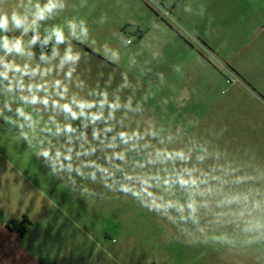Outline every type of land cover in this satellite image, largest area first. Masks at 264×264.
<instances>
[{
    "label": "rangeland",
    "instance_id": "374dc122",
    "mask_svg": "<svg viewBox=\"0 0 264 264\" xmlns=\"http://www.w3.org/2000/svg\"><path fill=\"white\" fill-rule=\"evenodd\" d=\"M57 1L51 3L56 5ZM116 3L106 0V9L102 11L93 4L91 19L81 12L77 22L72 23L74 29L61 19L55 28L63 29L64 42L56 45L54 38L48 42L52 49L58 48L59 55L51 54L48 61L32 56L23 58L21 66L25 71L38 69L34 76L24 75L23 71L9 73L7 83L13 87L14 98L9 103L0 99V264H264V231L244 233L243 223L225 209L217 208L215 199L207 209H201L199 225L180 221L174 212L172 215L177 219L173 223L148 211L131 196L104 188L99 174L97 181L92 182L75 171L54 172L52 161L38 155L43 148L53 155L57 150L65 151L66 138L49 131H54L53 118L83 131L81 120H66L51 107V100L63 104L73 95L98 100V93L107 91L109 100L118 95L123 103L131 96L135 105L148 93L141 112L125 116V110L121 109L116 120L110 122L113 132L107 133L111 139L119 131L157 132L155 139L146 136L139 142L149 147L139 154L129 152L130 160H142L157 148L185 152L192 149L187 167H197L199 170L194 173L197 176L209 173L217 164L228 163L233 168L242 167L238 175L264 171V107L234 82V76L219 58L201 54V44L185 28L176 23L172 28L167 25L171 29L155 24L154 18L171 22L168 15L152 9L137 11ZM51 12H46L45 19L38 20L37 25L50 24ZM84 26L87 35L81 33ZM48 27L50 34L54 27ZM31 38L29 35L28 40ZM67 49L78 55L79 60L60 69ZM113 50L120 53L116 63L111 60ZM153 53L159 56L154 58ZM4 63L11 65L14 60L10 56ZM174 65L182 66L181 73L173 70ZM48 69L49 74L41 76ZM70 69L74 71L68 77ZM161 76L164 84L160 83ZM125 77L129 87L120 89ZM54 80L67 86V99L61 100L49 86L48 108L21 102L20 96L29 95L27 85H50ZM20 81L24 89L18 86ZM38 94L45 95L43 91ZM5 104L10 105V110ZM17 107H24L39 121L34 134L27 122L17 117ZM20 125L28 133V140L22 137ZM97 126L102 129L105 125ZM225 127L221 134L219 130ZM91 133L89 126L90 141ZM169 135L173 137L171 142L167 139ZM75 144L78 150L79 142ZM201 145L207 146L210 154L219 151L220 160L209 158L198 164L196 155ZM102 156L98 151L87 159ZM184 166L181 161L166 167L157 163L144 171L174 176ZM211 184L215 186L217 181L212 180ZM238 187L264 191V181ZM232 190L231 185L224 186L225 192ZM176 198L186 199L182 192ZM259 215L255 213L252 218ZM219 233L232 237L235 247L214 242ZM245 240L256 242L248 246L243 243Z\"/></svg>",
    "mask_w": 264,
    "mask_h": 264
},
{
    "label": "clouds",
    "instance_id": "9594fccd",
    "mask_svg": "<svg viewBox=\"0 0 264 264\" xmlns=\"http://www.w3.org/2000/svg\"><path fill=\"white\" fill-rule=\"evenodd\" d=\"M54 6L51 0L44 8L37 5L35 13L36 20L45 19V13L51 12ZM199 9L198 15L203 17L206 10L205 6L201 4L199 5ZM184 11L191 12V6L185 5ZM9 19L8 15H0V30H7ZM36 20L33 21V24L36 23ZM11 22L16 28H20L24 24V19L16 12H13ZM69 27L74 29L75 25L69 22ZM81 33L87 35L86 26L81 28ZM53 38L55 39L56 45L63 43L65 40L63 29L53 28L51 33L44 38L43 43L47 44ZM37 40H39V36H34L30 43L35 45ZM0 48L5 49L7 52L14 51L19 55L25 54L23 42L19 39L10 43L7 38H2L0 39ZM27 55L31 57L33 53L28 52ZM52 55L53 57L59 55L58 48L55 46L53 47ZM158 56V53H153L154 58ZM40 59L48 61L49 57L42 53ZM119 59V51L113 50L111 55L112 62L116 63ZM78 60L79 56L73 55L71 50L67 49L58 67L63 69L65 64H75ZM132 62L135 63V60ZM24 68L27 69L28 65H24ZM181 68V65L173 66V70L176 73H181ZM20 71L19 66L0 63V80H8L10 72ZM37 71L38 69H33L31 73L25 71L23 74L34 76ZM50 71L51 69H48L40 74L41 76H45ZM72 71L74 69H70L66 75L71 77ZM160 83H165L163 76L160 77ZM18 86L21 89L25 88L22 81L19 82ZM49 86L55 90V95H58L61 100L67 99L65 95L68 92L67 86L62 85L60 80H54L50 85L44 83L27 85L29 95L20 96L21 102L28 105L41 104L45 108H48L50 104L48 94ZM126 87H129V81L125 77L119 88L123 89ZM7 91L9 93L13 91L11 84H9ZM41 91L45 93L44 96L38 94ZM98 96V100H87L78 99L73 95L68 102L63 104H60L55 99L51 100V107L53 109L62 113L66 120H81L80 127L83 129V131H78L70 123L61 124L55 118L52 119L51 123L54 125V131L52 129L49 131L54 136L59 137L63 135L66 138L64 145L65 151L61 152L57 150L53 155L49 149L43 148L38 152V155L52 161L54 172L61 169H67L69 172L75 171L82 178L90 179L92 182L97 181V174H99V182L104 188L109 191H119L125 196H131L148 211L158 216L166 217L173 223L177 219V217L172 215L174 212L178 214L180 221L185 223L190 221L192 224L199 225L201 209H207L212 199H215L217 208L225 209L243 223L242 231L244 233L264 231V191L252 188L241 190L238 187L244 184L264 181V171L254 174L238 175V172L243 171L242 167L238 166L233 168L228 163L224 166L217 164L209 173H201L200 176H197L194 174L199 170L197 167H187V163L192 158V149L185 152L183 150L169 151L167 148H157L154 150V153H149L142 160H130L129 152L135 151L139 154L142 149L149 147L148 144L141 145L139 142L144 140L146 136H151L155 139L157 132L155 130H148L145 133L132 131L129 134L127 131H119L111 139H108L107 133L113 132V125L110 122L116 120V113L121 109L125 110V116L129 112H141L143 110V104L148 100V93H145L141 100L136 101L135 105L133 104V98L131 96L123 103H121L118 95L114 99L109 100L107 91L98 93ZM5 107L10 110V105L5 104ZM93 109H96V111H92ZM105 109H107V115H105ZM16 114L18 118L27 122L28 129L34 134L39 121L34 119L31 113L26 112L24 107H17ZM11 123L16 124L17 122L11 121ZM99 123H103L105 126L101 129L97 126ZM89 126L92 127L91 141L87 135ZM20 127L22 137L28 140V133L23 131V125H20ZM219 131L221 134H224L226 127ZM167 139L171 142L173 139L172 135H169ZM76 141L79 142L78 150L76 149ZM92 141H97L98 143L93 144ZM161 143H163L162 140ZM98 151L103 153L102 157L87 159L96 156ZM82 157L85 159H81ZM209 158L219 161L221 158L220 152L216 151L210 154L207 146L201 145L199 147V154L196 155L197 163L203 164ZM74 160L76 163H73ZM177 161L183 162L185 166L181 171L176 172L174 176L167 172L162 176L159 173L153 174L144 171L149 165L159 163L161 166L166 167L169 163L175 165ZM86 168L91 169V171L85 173L84 169ZM213 172L218 174L213 175ZM212 180L217 181V185L213 186L211 184ZM225 185H231L233 190L225 192ZM85 191L88 190L85 189ZM178 192H182L186 199L176 198ZM255 213L260 214L258 218H252ZM214 242L232 247L236 245V241L225 233L217 234ZM255 242L254 240L243 241L248 246Z\"/></svg>",
    "mask_w": 264,
    "mask_h": 264
},
{
    "label": "crops",
    "instance_id": "0c3cea01",
    "mask_svg": "<svg viewBox=\"0 0 264 264\" xmlns=\"http://www.w3.org/2000/svg\"><path fill=\"white\" fill-rule=\"evenodd\" d=\"M115 1L119 6H131L137 11L146 12V9H152L167 13L165 15H168L171 22L167 24L154 18L155 24L164 29H171L173 23L185 28L190 36L201 44L200 53L214 54L219 58L224 63L227 72L234 76V82H237L241 89L246 90L264 107V0ZM49 2L50 0H0V15H8L10 18L7 30H0V39L7 38L10 43L19 39L23 42L25 49V54L19 55L14 51L7 52L0 48V63H4L11 56L15 66L20 67V72H25L21 66V60L29 59L28 52L33 53L36 44L32 45L30 42L36 36L35 34L45 38L49 35L48 26L57 27L61 19L65 20L66 24L76 23L77 16L81 12L86 19H91L93 4L99 11L106 9V0H58L48 16L52 22L37 25L36 6L44 8ZM201 4L206 9L203 17L198 15ZM185 5L191 6V12L184 11ZM13 12L24 19V24L20 28H16L11 22ZM34 20H36L35 24H33ZM175 33L174 31V35H177ZM29 35L32 37L30 41L28 40ZM68 35L71 36L72 32L69 31ZM190 48H193L191 44ZM50 50L53 52L51 46ZM32 57L37 58L34 55ZM8 81L9 79L0 80V99L7 103L14 98L12 93L3 88L6 84L9 85ZM25 93H27L26 90H24Z\"/></svg>",
    "mask_w": 264,
    "mask_h": 264
},
{
    "label": "trees",
    "instance_id": "16d2710c",
    "mask_svg": "<svg viewBox=\"0 0 264 264\" xmlns=\"http://www.w3.org/2000/svg\"><path fill=\"white\" fill-rule=\"evenodd\" d=\"M148 4H149V6L151 8H153L150 3H148ZM35 35L38 36L37 34H35ZM43 41H44V38H42L41 36H39V40H37V43H36V45H35V47L33 49V55L36 56L38 59H40L42 53L44 55L48 56L49 58L51 56V50L50 49L49 50H46V48H45V46L48 43L47 44H44Z\"/></svg>",
    "mask_w": 264,
    "mask_h": 264
},
{
    "label": "built area",
    "instance_id": "2783aa9c",
    "mask_svg": "<svg viewBox=\"0 0 264 264\" xmlns=\"http://www.w3.org/2000/svg\"><path fill=\"white\" fill-rule=\"evenodd\" d=\"M165 14H167V13H165ZM45 48H46V50H49V49H50V46L47 44V45L45 46Z\"/></svg>",
    "mask_w": 264,
    "mask_h": 264
}]
</instances>
